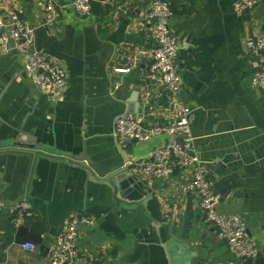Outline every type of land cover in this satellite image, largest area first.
I'll return each instance as SVG.
<instances>
[{
  "label": "crops",
  "instance_id": "0c3cea01",
  "mask_svg": "<svg viewBox=\"0 0 264 264\" xmlns=\"http://www.w3.org/2000/svg\"><path fill=\"white\" fill-rule=\"evenodd\" d=\"M164 1L179 43L180 95L151 74V0H93L88 16L77 14L71 0H54L53 12L47 0H2L0 16L15 10L36 29L38 50L65 69L68 86L53 101L26 73L23 55L0 53V119L6 124L0 141L25 131L26 139L59 154L85 156L107 171L124 163V156L148 159L168 139L118 141V118L170 125L188 107L216 207L242 219L258 256L240 259L205 223L200 196L182 189L193 179L189 170L153 186L129 172L131 182H123L117 195L74 165L0 148L6 207L0 261L51 264L50 249L71 217L83 213L95 224L81 228L78 248L99 264H264V89L251 84L259 65L246 45L264 35V0L244 13L235 11V0ZM22 200L32 204L33 215L16 226L12 209ZM29 242L35 251L24 250Z\"/></svg>",
  "mask_w": 264,
  "mask_h": 264
},
{
  "label": "built area",
  "instance_id": "2783aa9c",
  "mask_svg": "<svg viewBox=\"0 0 264 264\" xmlns=\"http://www.w3.org/2000/svg\"><path fill=\"white\" fill-rule=\"evenodd\" d=\"M2 0H0L1 2ZM258 0H235L234 9L238 13L253 10ZM93 0H71V7L80 16H88ZM47 10L54 11V0H47ZM173 16L170 5L164 0H151L148 19L153 23V40L156 48L152 53L151 74L154 79L168 87L175 95L183 91L182 78L178 66L179 43L172 33L170 20ZM247 49L256 58L259 70L251 84L264 89V35L249 38ZM17 52L24 56L25 71L33 79L39 90L56 101L67 89V72L36 46V29L19 15L10 10L0 16V53ZM128 69H118L126 73ZM116 88H118L116 86ZM192 110L184 107L176 121L170 125L146 126L141 117H120L115 124L118 141L147 143L167 136L165 143L156 148L151 157L129 162L130 172L140 177L148 186L157 179L172 176L179 169L189 170L193 179L183 186V191L196 192L201 198V208L205 223L213 226L218 236L224 240L229 251L240 259H253L259 254L258 244L248 237L246 226L237 215H222L217 207L213 182L208 179L207 167L201 161L191 129ZM5 203L0 198V233L3 228ZM12 221L16 226L33 215V206L27 200L16 203L12 209ZM95 221L83 214H74L57 243L50 249L51 264H99L80 253L78 239L81 228L94 226ZM25 251L33 252L36 247L29 242L23 245ZM0 264H7L0 261Z\"/></svg>",
  "mask_w": 264,
  "mask_h": 264
},
{
  "label": "water",
  "instance_id": "95a60500",
  "mask_svg": "<svg viewBox=\"0 0 264 264\" xmlns=\"http://www.w3.org/2000/svg\"><path fill=\"white\" fill-rule=\"evenodd\" d=\"M4 125L6 124L0 119V132ZM18 132L20 136L16 139L1 140L0 148L25 151L26 153L36 155L38 160L44 159L74 165L85 172L90 182L106 185L116 192L117 195L120 194L119 190H121L123 182H131L129 177L130 167L128 166L130 159L126 156H124L125 162L121 165L112 167L107 171H102L98 165L93 166L92 162L88 161L85 156L75 157L68 153H56L55 150L53 151L49 147L40 145L35 140L26 139L28 134L25 131ZM128 141L131 142V140Z\"/></svg>",
  "mask_w": 264,
  "mask_h": 264
}]
</instances>
